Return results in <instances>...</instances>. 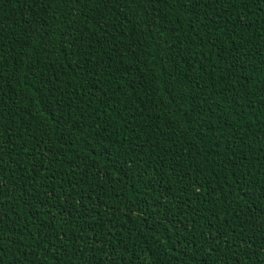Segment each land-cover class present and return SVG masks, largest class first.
<instances>
[{
    "label": "trees",
    "instance_id": "trees-1",
    "mask_svg": "<svg viewBox=\"0 0 264 264\" xmlns=\"http://www.w3.org/2000/svg\"><path fill=\"white\" fill-rule=\"evenodd\" d=\"M0 264H264V0H0Z\"/></svg>",
    "mask_w": 264,
    "mask_h": 264
}]
</instances>
